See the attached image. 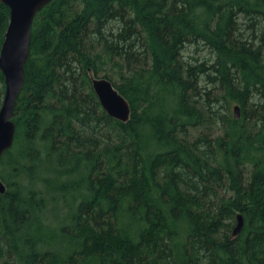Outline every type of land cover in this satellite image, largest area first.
Masks as SVG:
<instances>
[{"label":"trees","instance_id":"16d2710c","mask_svg":"<svg viewBox=\"0 0 264 264\" xmlns=\"http://www.w3.org/2000/svg\"><path fill=\"white\" fill-rule=\"evenodd\" d=\"M13 122L0 264H264V0H52Z\"/></svg>","mask_w":264,"mask_h":264},{"label":"water","instance_id":"95a60500","mask_svg":"<svg viewBox=\"0 0 264 264\" xmlns=\"http://www.w3.org/2000/svg\"><path fill=\"white\" fill-rule=\"evenodd\" d=\"M52 0H0L9 9V22L0 49V72L4 78V96L0 107V158L11 149L15 137L13 122L17 98L24 84V68L29 57L31 29L36 15ZM92 89L102 109L113 119L127 122L130 108L114 85L105 78H91ZM235 119L240 118L238 106L233 107ZM5 187L0 182V193ZM244 226L240 214L232 237H236Z\"/></svg>","mask_w":264,"mask_h":264},{"label":"rangeland","instance_id":"374dc122","mask_svg":"<svg viewBox=\"0 0 264 264\" xmlns=\"http://www.w3.org/2000/svg\"><path fill=\"white\" fill-rule=\"evenodd\" d=\"M102 75H103V74H100V75H98V76H100V77H101Z\"/></svg>","mask_w":264,"mask_h":264}]
</instances>
